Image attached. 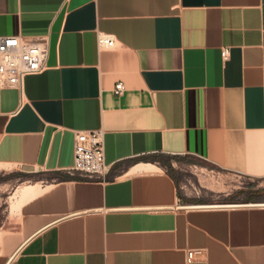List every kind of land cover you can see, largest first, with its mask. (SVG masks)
<instances>
[{
  "label": "crops",
  "instance_id": "obj_1",
  "mask_svg": "<svg viewBox=\"0 0 264 264\" xmlns=\"http://www.w3.org/2000/svg\"><path fill=\"white\" fill-rule=\"evenodd\" d=\"M4 34L48 46L0 81V164L51 178L0 219V264H264V202H203L172 173L264 177V0H0ZM80 130L104 178L66 171Z\"/></svg>",
  "mask_w": 264,
  "mask_h": 264
},
{
  "label": "rangeland",
  "instance_id": "obj_2",
  "mask_svg": "<svg viewBox=\"0 0 264 264\" xmlns=\"http://www.w3.org/2000/svg\"><path fill=\"white\" fill-rule=\"evenodd\" d=\"M172 173L180 193L211 203L264 202V177H245L218 168L175 162ZM46 172L15 170L0 164V219L10 214L28 195L26 185L47 183Z\"/></svg>",
  "mask_w": 264,
  "mask_h": 264
},
{
  "label": "built area",
  "instance_id": "obj_3",
  "mask_svg": "<svg viewBox=\"0 0 264 264\" xmlns=\"http://www.w3.org/2000/svg\"><path fill=\"white\" fill-rule=\"evenodd\" d=\"M96 43L99 46L110 47L113 40L106 34H97ZM47 37L45 35L20 38L15 34L0 35V81L9 86L20 87L25 74L39 72L44 67L47 54ZM226 49H220L222 58ZM123 86L117 81L112 91L119 93ZM72 160L66 170L84 179H101L108 174V165L103 160L100 130L74 131L72 135ZM200 256L198 248H186L185 260H193Z\"/></svg>",
  "mask_w": 264,
  "mask_h": 264
}]
</instances>
